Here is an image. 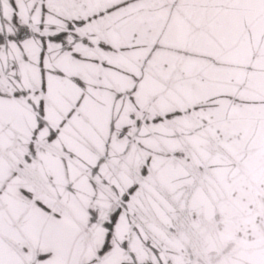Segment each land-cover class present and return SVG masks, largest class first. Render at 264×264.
<instances>
[{
    "label": "snow or ice",
    "instance_id": "obj_1",
    "mask_svg": "<svg viewBox=\"0 0 264 264\" xmlns=\"http://www.w3.org/2000/svg\"><path fill=\"white\" fill-rule=\"evenodd\" d=\"M0 264H264V0H0Z\"/></svg>",
    "mask_w": 264,
    "mask_h": 264
}]
</instances>
